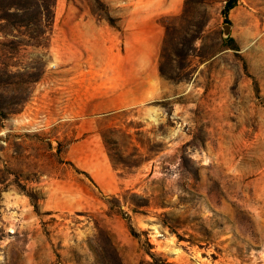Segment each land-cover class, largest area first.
<instances>
[{"label": "rangeland", "instance_id": "rangeland-1", "mask_svg": "<svg viewBox=\"0 0 264 264\" xmlns=\"http://www.w3.org/2000/svg\"><path fill=\"white\" fill-rule=\"evenodd\" d=\"M184 1L159 19V96L96 118L129 188L48 210L51 179L80 173L60 156L79 121L37 112L62 16L122 39L133 0H0V264H264V0Z\"/></svg>", "mask_w": 264, "mask_h": 264}, {"label": "crops", "instance_id": "crops-1", "mask_svg": "<svg viewBox=\"0 0 264 264\" xmlns=\"http://www.w3.org/2000/svg\"><path fill=\"white\" fill-rule=\"evenodd\" d=\"M183 1L133 0V8L122 18V39L119 31L86 11L67 10L62 16L56 39L64 56L56 60L57 70L40 83L48 105H39L37 112L48 115L53 125L79 121L74 124L79 135L60 156L63 165L83 173L51 179L48 210L88 209L97 200L96 192L116 194L129 188L130 181L117 178L111 166L96 118L140 108L159 96L164 39L159 19L180 13ZM1 143L7 146L8 141ZM7 153L16 154L6 149Z\"/></svg>", "mask_w": 264, "mask_h": 264}, {"label": "trees", "instance_id": "trees-1", "mask_svg": "<svg viewBox=\"0 0 264 264\" xmlns=\"http://www.w3.org/2000/svg\"><path fill=\"white\" fill-rule=\"evenodd\" d=\"M190 0H185L184 1V5H185V7L188 5V2H189ZM235 6V0H228V1H226V4H225V6H224V9H223V14L224 15H226L227 14V12L229 11V10H231L233 7ZM183 13H184V10H183ZM164 24V23H163ZM164 26V28H166V25H163ZM232 39L231 38H228L227 40H224L223 41V44L225 45V46H227V47H230L232 44ZM164 55V50H163V52H161V54H160V56L162 57ZM159 72L162 74V69H160L159 68ZM79 172V171H78ZM81 173V172H80ZM83 173V172H82Z\"/></svg>", "mask_w": 264, "mask_h": 264}, {"label": "water", "instance_id": "water-1", "mask_svg": "<svg viewBox=\"0 0 264 264\" xmlns=\"http://www.w3.org/2000/svg\"><path fill=\"white\" fill-rule=\"evenodd\" d=\"M229 30H230V26H225L224 30H223V39H226L229 37Z\"/></svg>", "mask_w": 264, "mask_h": 264}]
</instances>
